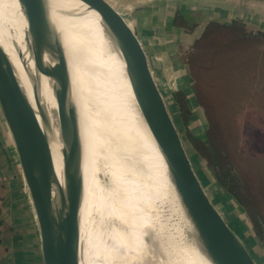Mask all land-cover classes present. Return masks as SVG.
<instances>
[{
    "label": "bare ground",
    "instance_id": "obj_1",
    "mask_svg": "<svg viewBox=\"0 0 264 264\" xmlns=\"http://www.w3.org/2000/svg\"><path fill=\"white\" fill-rule=\"evenodd\" d=\"M62 1L77 4L68 21L59 20L45 0H0V42L17 70L56 168L65 170L75 211L77 264H111L110 240L102 241L99 230L113 234L131 255L138 244L149 243L150 249L171 256L176 264H198L199 260L215 264L151 117L104 29L102 13L79 0ZM84 58L91 79L87 116ZM131 155L148 177L141 186H155L147 195L137 189L128 206H122L114 195L123 177L109 168L114 163L117 168L127 165ZM159 184L168 193L157 188ZM92 188L101 189L100 195ZM115 203L120 204L119 221L111 216ZM181 224L201 241L202 259ZM175 242H182L183 258L173 255Z\"/></svg>",
    "mask_w": 264,
    "mask_h": 264
},
{
    "label": "rangeland",
    "instance_id": "obj_2",
    "mask_svg": "<svg viewBox=\"0 0 264 264\" xmlns=\"http://www.w3.org/2000/svg\"><path fill=\"white\" fill-rule=\"evenodd\" d=\"M123 21L128 25L126 20ZM230 26L235 25L208 22L204 27H197L199 38L206 33L202 49H196L195 44L189 49H179L185 59L182 65L190 93L187 98L175 102L168 99L169 106L163 100L210 202L241 238L238 237L256 264H264V35L249 31L239 23L236 28ZM167 73L165 79L173 77L171 71ZM0 150L1 163L8 169L14 189V192L0 196V212H3L0 264H45L37 209L1 107ZM126 161L127 165L117 168L114 163L109 168L110 172H119L123 177L114 195L122 206H128L127 201L137 189L142 188V194L147 195L153 193L155 186H141L143 179L148 178L143 165L133 156ZM218 175L226 185L219 182ZM5 183L6 180L1 186ZM158 187L168 193L164 185ZM229 187L237 191L240 198ZM100 191L92 188L96 196ZM100 200L104 201L103 198ZM118 203L113 204L111 215L116 221L122 219ZM181 229L202 259L201 241L188 227ZM98 233L102 241L110 240L107 250L111 264L116 261L120 264L123 261L120 257L127 264H176L171 256L150 249L149 243L138 244L131 255L128 249L118 245L113 234L103 230ZM181 243L173 244L176 250L173 255L183 258ZM198 264H202V260Z\"/></svg>",
    "mask_w": 264,
    "mask_h": 264
},
{
    "label": "water",
    "instance_id": "obj_3",
    "mask_svg": "<svg viewBox=\"0 0 264 264\" xmlns=\"http://www.w3.org/2000/svg\"><path fill=\"white\" fill-rule=\"evenodd\" d=\"M102 13V23L111 38L125 72L145 106L170 160L177 185L193 210L207 249L215 264H256L238 236L210 202L187 157L150 73L135 35L105 0H79ZM56 17L68 21L76 3L45 0ZM32 33V32H31ZM41 41L42 37L32 33ZM85 59V60H84ZM82 63L87 84L86 116L91 107V79L86 58ZM0 107L17 146L33 197L42 233L45 264H77L76 219L70 188L63 167L41 137L37 121L13 61L0 42Z\"/></svg>",
    "mask_w": 264,
    "mask_h": 264
},
{
    "label": "crops",
    "instance_id": "obj_4",
    "mask_svg": "<svg viewBox=\"0 0 264 264\" xmlns=\"http://www.w3.org/2000/svg\"><path fill=\"white\" fill-rule=\"evenodd\" d=\"M105 2L127 21L145 54L152 78L167 106L168 99L171 98L175 102L180 98H187L190 93L188 80L183 71L185 59L180 55V50L189 49L198 41L200 35L197 27H204L208 22L224 24L236 22L249 31H259L264 35V0H105ZM167 71L172 72V78L165 79L164 74H168ZM171 114L173 115L172 112ZM2 160L0 150V169L6 176V183L4 186L0 185V196L14 192L13 181L9 178L8 169L1 163ZM2 216L3 212H0V222Z\"/></svg>",
    "mask_w": 264,
    "mask_h": 264
},
{
    "label": "trees",
    "instance_id": "obj_5",
    "mask_svg": "<svg viewBox=\"0 0 264 264\" xmlns=\"http://www.w3.org/2000/svg\"><path fill=\"white\" fill-rule=\"evenodd\" d=\"M233 24V26L236 28L237 27V23L235 22V23H232ZM231 28H234V27H232V26H230ZM241 29V28H240ZM206 38V33L201 37V38H199L198 39V41L197 42H195V46H196V49H202V42H204L205 39ZM207 48V47H206ZM199 101L201 102V97L199 96ZM217 179L219 180V182H221L223 185L225 184L226 185V181L225 180H223L222 179V177L220 176V175H218L217 176ZM230 188V191L236 196V197H238V198H240L239 196H238V194H237V191H235V190H231V188L232 187H229ZM260 236V235H259Z\"/></svg>",
    "mask_w": 264,
    "mask_h": 264
},
{
    "label": "built area",
    "instance_id": "obj_6",
    "mask_svg": "<svg viewBox=\"0 0 264 264\" xmlns=\"http://www.w3.org/2000/svg\"><path fill=\"white\" fill-rule=\"evenodd\" d=\"M4 180H5V177L0 169V185L4 182Z\"/></svg>",
    "mask_w": 264,
    "mask_h": 264
}]
</instances>
